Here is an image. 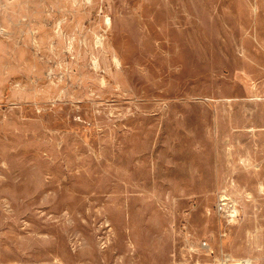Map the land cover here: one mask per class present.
<instances>
[{
    "label": "rangeland",
    "instance_id": "obj_1",
    "mask_svg": "<svg viewBox=\"0 0 264 264\" xmlns=\"http://www.w3.org/2000/svg\"><path fill=\"white\" fill-rule=\"evenodd\" d=\"M0 264H264V0H0Z\"/></svg>",
    "mask_w": 264,
    "mask_h": 264
},
{
    "label": "built area",
    "instance_id": "obj_2",
    "mask_svg": "<svg viewBox=\"0 0 264 264\" xmlns=\"http://www.w3.org/2000/svg\"><path fill=\"white\" fill-rule=\"evenodd\" d=\"M216 213L225 222H234L239 216V205L229 193L228 189H221L217 193Z\"/></svg>",
    "mask_w": 264,
    "mask_h": 264
}]
</instances>
